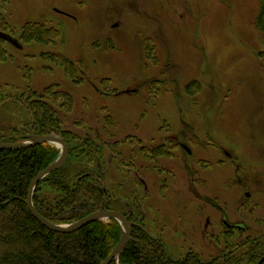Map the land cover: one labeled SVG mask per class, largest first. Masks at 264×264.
I'll use <instances>...</instances> for the list:
<instances>
[{
	"label": "rangeland",
	"instance_id": "obj_1",
	"mask_svg": "<svg viewBox=\"0 0 264 264\" xmlns=\"http://www.w3.org/2000/svg\"><path fill=\"white\" fill-rule=\"evenodd\" d=\"M1 8L10 24L0 30L8 53L0 61L1 140L38 133L27 100L46 102L60 130L101 142L93 162L70 151L65 164L75 174L92 168L114 209L144 221L169 256L245 254L223 245L222 211L252 227L264 220L260 0H0ZM33 23L52 38H32ZM53 54L77 63L79 83ZM61 92L73 97L71 111L55 101ZM47 144L58 159L62 146ZM224 202L228 210L219 209Z\"/></svg>",
	"mask_w": 264,
	"mask_h": 264
},
{
	"label": "trees",
	"instance_id": "obj_2",
	"mask_svg": "<svg viewBox=\"0 0 264 264\" xmlns=\"http://www.w3.org/2000/svg\"><path fill=\"white\" fill-rule=\"evenodd\" d=\"M260 3L257 27L264 35V0H260ZM0 11L2 13V8ZM34 25L37 27L32 38L40 41L52 38L41 36L42 33H39L41 25L40 27L39 24ZM31 29L32 27L25 26L24 38L31 37ZM0 30L4 32L10 30V24L4 20L2 14ZM49 31L51 30L46 31L47 35ZM5 44V37L0 35V61H5L8 57ZM50 57L63 65L77 83L80 82L82 78L77 74L76 62L63 55L53 54ZM59 98L65 100V106L71 111L74 105L73 97L67 92H61L55 95V101ZM27 102V108L35 114L33 123L36 132L59 133L65 137L69 145L74 139L78 140L75 147H70V151H75L76 158H79L75 159L76 161H84L89 156H92L88 159L91 160L99 156L100 141L91 136L80 137L74 132L60 130V126L57 125L58 119L49 118L51 114L57 112L48 106V103L31 99ZM38 110L42 112L35 113ZM24 139L18 134L12 141L20 142ZM141 150L147 152L143 147ZM58 155L59 152L47 143L19 150L0 151V167L5 160L7 161L6 170L0 173V264H102L119 243L122 226L115 218L97 220L74 232L63 233L49 229L32 214L26 204L31 182L53 163ZM89 163L90 161L88 165L92 166L95 164ZM66 164L37 184L33 201L46 218L57 224H70L95 211L114 209L108 201L107 190L93 178L92 168L90 172L87 167V173L85 171L75 174L71 167L78 170L77 166ZM45 187L49 189L48 198L45 197ZM122 213L136 224L132 226L128 245L119 258L110 264H260L259 261L264 255V246L257 245L252 248L248 257L241 253L232 257L222 254L208 261L192 250L183 258L174 259L168 255L164 240L152 235L144 221L135 218L133 213ZM261 264H264V260Z\"/></svg>",
	"mask_w": 264,
	"mask_h": 264
},
{
	"label": "water",
	"instance_id": "obj_3",
	"mask_svg": "<svg viewBox=\"0 0 264 264\" xmlns=\"http://www.w3.org/2000/svg\"><path fill=\"white\" fill-rule=\"evenodd\" d=\"M43 143H51V144H59L62 146V152L59 158L51 163L46 169L41 171L31 182L29 193L26 199V204L29 207L32 214L46 227H48L51 230L63 232V233H70L74 232L83 226L97 221V220H103V219H109V218H115L123 226V233L121 236V239L119 243L116 245V247L113 249L112 253L109 255V257L102 263V264H110L114 259L119 258L121 253L124 251L126 246L129 243L131 233H132V226L135 225V222L132 220H129L127 216H125L123 213L112 210V209H106V210H99L95 211L86 217L71 223V224H57L52 221H50L48 218H46L35 206L33 197H34V191L37 186V184L44 179L46 176L51 174L53 171L60 169L68 160L69 157V144L67 141L59 136L51 135V134H38L34 133L32 135H29L26 137V140L23 142H6L4 140L0 139V151L4 149H12V150H19L22 148H27Z\"/></svg>",
	"mask_w": 264,
	"mask_h": 264
},
{
	"label": "flooded vegetation",
	"instance_id": "obj_4",
	"mask_svg": "<svg viewBox=\"0 0 264 264\" xmlns=\"http://www.w3.org/2000/svg\"><path fill=\"white\" fill-rule=\"evenodd\" d=\"M186 149L189 153H191V154L193 153L191 148H189L188 146H186ZM225 154L227 156L233 158V154L230 151L225 150ZM237 167L240 168L239 165H237ZM237 167H235L236 170L238 169ZM243 183H244V189H245L244 195L247 198H251L252 197L251 189L245 184V182H243ZM198 197H199V195H198ZM221 205H222V207H221ZM221 205L219 206L220 207L219 209L225 208L228 210V203L224 202ZM237 207L239 208L238 200H237L236 208L234 209L235 214L239 213ZM253 212L250 215H253ZM222 215H223L222 226L227 228L226 231H229L228 235L226 236V234H224V238H222V242H223L224 246H226V247L227 246H234L233 248L235 250L236 249L242 250L244 248L243 252L247 255V257L249 256L250 251L252 250V248H254V246H257V245H263L264 246V220L260 221L261 222L260 225H255L252 227L251 225L247 224L243 220H239V221H235V222L229 221L227 219L226 215L224 214V211H222ZM260 230H263V231H260ZM236 234H238V235H236ZM232 238H234V239H232ZM224 254H227V253H224ZM263 260H264V255H263L262 259L259 261L260 264L262 263Z\"/></svg>",
	"mask_w": 264,
	"mask_h": 264
}]
</instances>
